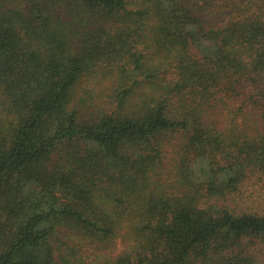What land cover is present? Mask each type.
Instances as JSON below:
<instances>
[{
    "label": "trees",
    "instance_id": "1",
    "mask_svg": "<svg viewBox=\"0 0 264 264\" xmlns=\"http://www.w3.org/2000/svg\"><path fill=\"white\" fill-rule=\"evenodd\" d=\"M0 264H264V0H0Z\"/></svg>",
    "mask_w": 264,
    "mask_h": 264
}]
</instances>
